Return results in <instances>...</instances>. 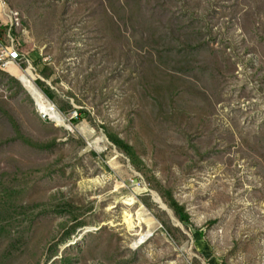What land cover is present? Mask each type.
Masks as SVG:
<instances>
[{
    "label": "rangeland",
    "instance_id": "rangeland-1",
    "mask_svg": "<svg viewBox=\"0 0 264 264\" xmlns=\"http://www.w3.org/2000/svg\"><path fill=\"white\" fill-rule=\"evenodd\" d=\"M2 1L0 264H264V0Z\"/></svg>",
    "mask_w": 264,
    "mask_h": 264
},
{
    "label": "built area",
    "instance_id": "built-area-1",
    "mask_svg": "<svg viewBox=\"0 0 264 264\" xmlns=\"http://www.w3.org/2000/svg\"><path fill=\"white\" fill-rule=\"evenodd\" d=\"M5 8L7 10L5 3L0 0V31L4 28H8L9 31L6 36L0 33V69L9 66L20 68V66L23 65V71L29 68L32 72L36 73L34 67H32V62H30L23 51L19 49V45L16 43L17 41L12 34L16 25L14 22L16 18L13 15H8L5 12Z\"/></svg>",
    "mask_w": 264,
    "mask_h": 264
},
{
    "label": "trees",
    "instance_id": "trees-1",
    "mask_svg": "<svg viewBox=\"0 0 264 264\" xmlns=\"http://www.w3.org/2000/svg\"><path fill=\"white\" fill-rule=\"evenodd\" d=\"M6 29H2L0 31V33L3 35L5 34ZM19 49L21 50L20 46ZM22 51V50H21ZM35 82V83H34ZM33 83L36 84L37 88H40L42 90V92H44L45 96L49 99L52 100L53 99V94L51 92L50 89L48 88H44V86L42 85V83L39 80H33ZM83 116H86V112H82L81 115L79 114V116H77V118L74 120V122H78L79 119L83 118ZM91 132H93L92 130H90ZM93 135V134H91ZM92 137V136H90ZM90 139V138H88ZM168 202H169V206L170 208L174 211L176 217L178 218V220L180 221V223L184 224V225H191V217L189 215V213L187 212L186 208L181 205L172 195V193H169L168 196ZM203 233H200V236H202Z\"/></svg>",
    "mask_w": 264,
    "mask_h": 264
},
{
    "label": "bare ground",
    "instance_id": "bare-ground-1",
    "mask_svg": "<svg viewBox=\"0 0 264 264\" xmlns=\"http://www.w3.org/2000/svg\"><path fill=\"white\" fill-rule=\"evenodd\" d=\"M32 97L35 103H37L38 108L49 118H51L53 121H56L57 123H62L64 121L62 114H60V112L53 106V104L44 94L37 90L32 92ZM156 202L158 203L159 201L156 200ZM158 204L160 205V203ZM162 207L166 210L165 206Z\"/></svg>",
    "mask_w": 264,
    "mask_h": 264
}]
</instances>
